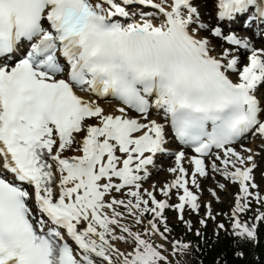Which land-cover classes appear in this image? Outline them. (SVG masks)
Here are the masks:
<instances>
[{
    "label": "snow or ice",
    "instance_id": "1",
    "mask_svg": "<svg viewBox=\"0 0 264 264\" xmlns=\"http://www.w3.org/2000/svg\"><path fill=\"white\" fill-rule=\"evenodd\" d=\"M208 3L0 0V264H186L221 232L234 259L260 244L264 0Z\"/></svg>",
    "mask_w": 264,
    "mask_h": 264
},
{
    "label": "rangeland",
    "instance_id": "2",
    "mask_svg": "<svg viewBox=\"0 0 264 264\" xmlns=\"http://www.w3.org/2000/svg\"><path fill=\"white\" fill-rule=\"evenodd\" d=\"M205 10L207 12H211L212 11L211 0H209V3L207 4ZM205 19L210 21V20H213V17L206 15ZM257 160H258V162L260 164V168H258L256 170V181H257L258 184L261 185V190H264V179H262V177H261V171H264V157L262 158L260 156V157L257 158ZM162 173H164V172L162 171ZM166 176H167V178H171L170 176L168 177V174ZM166 176H164L162 178H161V176L156 177L155 179L152 178V179L149 180L148 183L150 184V183H152L154 181L158 185H159L160 182H161L160 184H162L163 181L165 182L166 180H169V179L166 178ZM216 179H219V177H217ZM157 180H158V182H157ZM202 185L204 186L205 189L210 188V187H215V184H213V182L210 181V180L209 181H202ZM217 191H218V194L220 195V198H221V201H222L221 203H216L215 200H212V197L209 195V193H208L207 190L204 191L202 199L205 200V201L212 200V202H213V208L215 210H217V211H227L230 208V206H231L232 199H233V193L236 191V188L233 185H228V187H227L226 190H224V191L217 190ZM168 214H169L170 217L174 215V213H171V212H169ZM192 219H193V221L195 223V219L196 218L195 217H192ZM219 219L220 220H226L225 217H219ZM214 227H215V225L211 221H209L208 228L206 230L205 229H202V231H209L211 233L210 235H212V232H213ZM181 232H182V229H180V228H177L176 229V234L177 235H179ZM222 236L223 237L226 236L224 232H221L220 233L219 239L216 242V245L221 244L222 241L225 240V239H222ZM184 239H186V240H194L195 239V236L192 235V234H188V235L184 236ZM211 256H212L213 259H215V258L218 257V248L217 247H215V248L212 249ZM184 260H185L186 264H196L195 263V256H193V254L185 257Z\"/></svg>",
    "mask_w": 264,
    "mask_h": 264
},
{
    "label": "trees",
    "instance_id": "3",
    "mask_svg": "<svg viewBox=\"0 0 264 264\" xmlns=\"http://www.w3.org/2000/svg\"><path fill=\"white\" fill-rule=\"evenodd\" d=\"M261 236H260V244L257 247H245L246 258L245 260H239L233 258V248L232 241L230 239H225V242H222L220 246H218V256H221L222 259H227L228 264H257L256 260L253 258L254 254H264V238L262 235L264 234V225L261 226ZM209 237H212L208 234ZM215 245V244H214ZM214 245L211 247L204 246L202 252H194L198 262H202V264H214L216 259H213L211 256L212 249ZM223 254V255H221ZM197 262V264H198Z\"/></svg>",
    "mask_w": 264,
    "mask_h": 264
},
{
    "label": "bare ground",
    "instance_id": "4",
    "mask_svg": "<svg viewBox=\"0 0 264 264\" xmlns=\"http://www.w3.org/2000/svg\"><path fill=\"white\" fill-rule=\"evenodd\" d=\"M214 20H210L209 22H213ZM251 146H249V147H252V148H256L257 147V145L259 144V141H256V142H251V143H249ZM261 157L263 158V154L261 155ZM161 176V178L162 177H164V176H166V174H164V175H160ZM169 177V176H168ZM166 178H167V176H166ZM168 179H171V178H168ZM161 180V179H160ZM165 180V179H164ZM162 181V180H161ZM157 182H158V180H157ZM164 182V181H163ZM161 183V182H160ZM159 183V184H160ZM220 191V190H219Z\"/></svg>",
    "mask_w": 264,
    "mask_h": 264
}]
</instances>
